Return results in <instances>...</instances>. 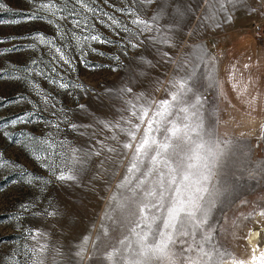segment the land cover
Listing matches in <instances>:
<instances>
[{
  "label": "rangeland",
  "instance_id": "1",
  "mask_svg": "<svg viewBox=\"0 0 264 264\" xmlns=\"http://www.w3.org/2000/svg\"><path fill=\"white\" fill-rule=\"evenodd\" d=\"M2 2L6 8L0 10V20L21 19L17 13L32 7L27 0ZM88 2L95 14L68 2L62 13L44 20L0 24V264H107L104 254L119 247L131 226L127 212L109 211L112 196L129 195L117 185L131 152L120 146L126 137L116 131L118 140L111 139L114 132L103 124L123 123L121 118L129 116L127 101L135 94L166 98L171 82L193 68L204 129L230 142L226 163L213 179L228 189L209 221L213 242L238 259L252 253L250 232H259V246H264V216L258 214L264 210V120L237 111L223 84L230 53L264 39V0H239L235 6L227 0H181L183 17L166 14L155 31L143 34L125 12L150 20L160 0L149 6L134 0ZM57 6L64 7L60 0ZM77 20L80 24L74 26ZM36 33L52 44L31 47L29 37ZM93 34L112 43L85 40ZM130 42L140 47L132 49ZM57 47L70 64L59 59ZM200 49L207 53L204 61L197 59ZM126 87L133 93L121 92ZM22 116L28 120L20 122ZM101 143L105 149L92 154ZM72 149L91 154L79 185L62 184L53 175L65 161L70 163ZM85 238L87 253L81 260L76 252ZM40 245L43 251H37Z\"/></svg>",
  "mask_w": 264,
  "mask_h": 264
},
{
  "label": "snow or ice",
  "instance_id": "2",
  "mask_svg": "<svg viewBox=\"0 0 264 264\" xmlns=\"http://www.w3.org/2000/svg\"><path fill=\"white\" fill-rule=\"evenodd\" d=\"M60 2L64 7H58L57 0H27L32 6L30 11L17 13L21 19L0 20V24L17 25L44 20L46 15L51 17L58 12L62 13L68 2L93 14L96 12L89 6L88 0ZM134 2L145 6L156 4V0ZM227 2L235 6L239 0ZM180 4L181 0H160L150 20L143 19L134 11H126L125 14L134 17L132 24L142 26L139 27L140 34L151 33L156 30L164 15L183 17ZM5 8L6 5L0 0V10ZM221 10H224L223 4ZM74 11L75 9L70 10L69 14ZM109 19L115 25L120 24L115 17ZM79 24V20L74 21V26ZM123 31L130 30L125 27ZM29 38L33 41V48L39 44H52L41 33ZM85 40L112 43L95 34L85 37ZM161 42L168 41L164 39ZM140 43L130 42L129 46L136 49L140 47ZM55 51L60 53L59 59L65 64L71 63L60 48L57 47ZM206 57L207 53L203 49L198 50L199 61H204ZM144 62L151 64V61ZM195 73L196 69L193 68L190 74L173 80L166 98L155 100L145 98L143 93L135 94L134 100L127 101L129 116L121 118L123 123L116 121L103 124L106 129L114 132L111 139L118 140L116 131L123 134L126 140L120 146L126 153L131 152L126 174L117 185L118 189L126 190L129 195L120 199L114 195L110 198L109 205V211L127 212L126 219L131 226L127 229L128 234L118 240L119 247L114 245L104 254L107 264H229L226 257L231 258L230 264H246L234 257L223 245L213 242L214 229L209 221L220 197L228 191L222 185L214 184L213 179L226 163L230 142H221L214 137V133L205 131L199 107L202 97L194 93ZM2 78L0 74V79ZM208 79L210 82L215 81L212 74H209ZM59 87L65 88L67 85L61 83ZM244 91H247L246 87ZM121 92L132 94L133 88L126 87ZM190 94L192 99H189ZM21 99L14 102L18 103ZM80 107L83 109L84 105ZM18 119L24 122L28 117ZM11 123L16 124L17 121L13 120ZM72 127L75 128L76 125L73 124ZM105 147L101 143V150L92 154L100 155ZM107 151L115 152L116 149L107 147ZM90 155H81L77 149H72L70 163L65 161L64 167L58 166V171L53 173L55 179L62 184L79 185L86 157ZM33 179L29 175L28 183L31 184ZM43 183L47 185L49 182ZM258 214L264 216V210ZM49 215L54 216L56 213L51 212ZM259 236V232L249 233L248 242L252 247V255L247 264H264V246H259ZM86 245L87 238L76 252L81 260L87 253ZM43 249L44 245H40L37 251Z\"/></svg>",
  "mask_w": 264,
  "mask_h": 264
},
{
  "label": "crops",
  "instance_id": "3",
  "mask_svg": "<svg viewBox=\"0 0 264 264\" xmlns=\"http://www.w3.org/2000/svg\"><path fill=\"white\" fill-rule=\"evenodd\" d=\"M224 92L232 95L237 111L264 120V39L236 47L224 68ZM247 91H244V88ZM258 113L256 111H260Z\"/></svg>",
  "mask_w": 264,
  "mask_h": 264
},
{
  "label": "bare ground",
  "instance_id": "4",
  "mask_svg": "<svg viewBox=\"0 0 264 264\" xmlns=\"http://www.w3.org/2000/svg\"><path fill=\"white\" fill-rule=\"evenodd\" d=\"M257 124V123H256ZM257 126H258V124H257ZM264 232V231H263ZM251 255H252V253L250 254V255H247V256H245L244 258H242V259H240V260H243V261H245L246 262V264H247V262H249L250 261V257H251ZM229 264H230V261H229Z\"/></svg>",
  "mask_w": 264,
  "mask_h": 264
}]
</instances>
